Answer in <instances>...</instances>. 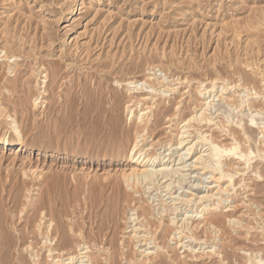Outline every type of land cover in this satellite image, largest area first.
<instances>
[{"label": "rangeland", "instance_id": "rangeland-1", "mask_svg": "<svg viewBox=\"0 0 264 264\" xmlns=\"http://www.w3.org/2000/svg\"><path fill=\"white\" fill-rule=\"evenodd\" d=\"M262 122L264 0H0V264L264 262ZM200 134L254 153L222 159L230 186L186 153ZM162 160L183 184L128 186Z\"/></svg>", "mask_w": 264, "mask_h": 264}, {"label": "bare ground", "instance_id": "bare-ground-1", "mask_svg": "<svg viewBox=\"0 0 264 264\" xmlns=\"http://www.w3.org/2000/svg\"><path fill=\"white\" fill-rule=\"evenodd\" d=\"M210 104H205V107H209ZM12 121V120H11ZM196 121H200V122H209L210 119L206 116L205 114V110L201 111L200 113L196 114L194 117H192L188 122L191 125L192 122H196ZM251 124L256 126L258 125V122L255 119L251 120ZM262 125V129H264V122L261 123ZM17 129V128H16ZM16 133H18V135L20 136L21 134L19 133V130H16ZM183 136V135H182ZM262 138H264V131H263V136ZM185 143V136H183L179 141L178 144L180 146H182ZM189 144H191L190 147L187 148L186 153H191V151L193 149H196L198 147H203L206 148L203 153L196 157L195 159V166H201L203 167L204 170L208 171L211 176L213 177L215 182H222L223 180H225L227 182V184H229V186L231 184H233L234 182V175L230 174V173H225L222 169V164L223 161L222 159L224 157H228L231 155H234L240 159H244L247 162H249L251 160V156L254 155L253 152H250L249 155H247L246 153H244L243 151L240 150V147L238 145H233L232 148H227V147H222L219 146L217 144H214L210 139H208L206 136L204 135H199L196 139L192 140ZM139 142H136V144L134 145V151L135 154L136 153H140L139 149ZM188 155V154H186ZM141 158V156L136 159L137 161H139V159ZM183 160V156H181L180 161ZM159 167L161 168H156V169H146L145 171H143L142 173H137V174H133L131 176H128L126 178V182L128 184V186H140L145 184L144 187H147V189H150V186H152L153 188H156L157 191H160V189H166L170 190L172 185H174V188L177 187V185L175 184H180L184 181L183 177H178L177 179H173L176 178V175L179 174L181 172V170H169L168 169V165L165 163H163V160L159 162ZM161 177V178H160ZM170 178V179H168ZM133 180V184L130 185V182ZM166 180L163 183H168L167 181H170L168 185H165L164 188H162L160 186V183H162V181ZM137 183V184H136ZM183 184V183H182ZM225 190L219 185L218 189L216 190V192L213 195H206L203 196L201 198H197L195 196H192L189 200L187 201H183L182 203L185 205H189L192 202H196V209H193L192 215L197 214L196 216H190V212L186 211L184 216L181 217V219H178V217H174L172 220V223L176 226V237L175 239H179L182 240L181 238L186 236V231H191L190 229V224L193 221V219H195L197 216L201 215L200 217H204L207 210H208V204H206L207 201H211V199L215 196H219L221 193H223ZM227 201V199L225 200ZM200 204V205H198ZM210 206V205H209ZM189 207V206H188ZM192 207V206H191ZM179 208L173 207L172 211H178ZM192 210V209H191ZM166 212V209H162L161 213ZM129 220H131V224L135 223L138 221V218H135V213L131 214V216L129 217ZM138 225V227H137ZM133 229H132V233L133 236L136 240V246L139 245L141 246H145L148 245L149 242H151L153 240L152 236H150V232L148 231L147 227L144 226L143 224H139V222H137L135 225H132ZM55 225H53V221H51V223H49V225L47 226L46 229V234H47V238H46V242H48L50 240V242L52 241L51 236L53 234ZM143 233V235H141ZM142 243H144L142 245ZM83 250V249H82ZM147 250V249H146ZM145 250V251H146ZM52 250H50L51 252ZM141 252L140 253V258H138L139 260H143L144 256H146V253ZM79 260L78 262H80L81 264L84 262V258H88V253L84 251V253L79 254ZM143 258V259H141ZM69 261L73 262L74 260H76L74 257H69L68 258ZM89 263V260H88ZM71 264V263H69ZM250 264H264V262L262 260L256 261L253 260L251 258V263Z\"/></svg>", "mask_w": 264, "mask_h": 264}]
</instances>
